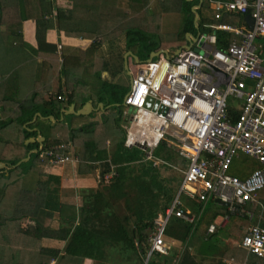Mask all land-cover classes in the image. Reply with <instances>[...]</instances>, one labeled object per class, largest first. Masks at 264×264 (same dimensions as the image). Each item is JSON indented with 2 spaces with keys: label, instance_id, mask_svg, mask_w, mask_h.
I'll use <instances>...</instances> for the list:
<instances>
[{
  "label": "trees",
  "instance_id": "16d2710c",
  "mask_svg": "<svg viewBox=\"0 0 264 264\" xmlns=\"http://www.w3.org/2000/svg\"><path fill=\"white\" fill-rule=\"evenodd\" d=\"M58 1L0 0V47L11 50L26 47L27 54L36 57L31 66L36 64L37 57H41L44 60L43 72L47 77L52 74L58 85L56 88L36 85L22 97L7 99L8 104L12 100L16 102L4 108L0 136H5L6 141L0 161L13 167L8 174L0 173V264H82L86 258L102 264L112 257L108 254L109 249L118 256L126 255L128 259L138 257L133 264H145L151 248L149 238L155 231V219L165 214L166 207L174 199L173 193L168 192L167 185L158 177V168L169 163L173 147L164 139L154 151L164 162L154 166L152 161L144 159L140 148L124 145L121 115L127 89L118 84L102 85L103 93L99 99L110 105L111 111L100 120H88V116L76 114L64 115L61 120L64 104L59 96L68 95V103L76 100L84 84L79 85L78 90L68 85L71 67H80L88 73L87 61L102 41L117 37V32L122 31L127 38V49L135 50L139 58L141 53L148 58L151 52L161 49L165 34L171 39L180 38L183 43L186 41L185 31L196 30V27L189 22L190 25L176 33L155 29L154 24L155 27L146 22L149 12L148 20L155 16L147 6L149 0H69L71 4L67 8L60 6ZM193 3L188 0H161L164 12L188 13ZM204 12L207 15L212 12V17L204 19L201 16V29L206 22L215 19V11L200 10L201 15H206ZM30 20L34 21L35 44H28L24 38V24ZM64 20L73 22L76 28L68 26L69 22L64 25ZM154 21L157 26L161 25L160 16L154 17ZM51 27L64 29L69 35L101 37V42L89 50L64 46V62L61 64L57 44L46 41L47 29ZM233 38L228 32H218V46L225 49ZM63 76L67 77L66 87L61 84ZM69 90H72L71 94L66 93ZM37 112L43 117L53 115L57 121L52 123L49 118L39 116L33 121ZM29 128L40 129L46 140L41 150L19 163L31 149L39 148L38 142L25 143L37 135V131ZM113 136H121L122 141L110 153L106 141ZM58 143H69L66 152H71V145L76 148L80 158L74 165L77 177L93 175L97 181V188L82 190L81 205H77L74 195L61 193L62 179L47 169L52 164L42 152ZM134 166L140 171L136 177L138 181L131 178ZM261 167L257 160L242 155L234 162L231 172L246 177ZM31 170L39 174L36 189H25L21 185L14 193L18 190L16 185ZM113 170L116 174L108 181L106 175ZM66 172L72 174L69 164ZM132 184L136 191H130ZM133 191L135 195H132ZM160 197L165 199L163 203H159ZM258 197L257 203L247 205L255 213L252 221L247 217L231 216L209 235L206 234L208 227L219 216L227 215V208L211 205L194 223L171 217L165 234L186 243L187 248L181 254H178L179 247L174 248L172 255L152 254L147 264H225L232 257V264H264L263 258L249 254L239 244L243 225L264 227V188ZM123 204L126 207L124 213L121 212ZM191 235L200 238L197 254L188 247ZM229 237H235L233 240L237 244L233 241L226 243ZM48 240L63 243V247L53 246L46 242ZM199 256H202L201 260Z\"/></svg>",
  "mask_w": 264,
  "mask_h": 264
},
{
  "label": "built area",
  "instance_id": "2783aa9c",
  "mask_svg": "<svg viewBox=\"0 0 264 264\" xmlns=\"http://www.w3.org/2000/svg\"><path fill=\"white\" fill-rule=\"evenodd\" d=\"M209 1L218 10L249 13L253 25L207 23L212 31L199 35V50L194 45L174 52L161 50L155 61L138 63L130 70L131 85L122 112L124 145L140 148L145 160L159 165L164 161L154 151L168 139L187 166L172 203L155 219L148 259L180 249L179 240L165 234L171 217L194 223L202 205L219 199L229 211L226 222L232 215L252 219L255 213L247 205L257 203L264 188V0ZM215 16L220 19L221 12ZM218 30L234 34L225 49L218 46ZM68 146L52 145L42 155L54 166L72 162ZM242 155L262 167L246 177L231 172ZM115 174L111 171L107 180ZM183 194L200 204L198 211L187 207ZM217 226L211 224L207 233L215 232ZM243 229L241 247L264 259V227L250 224Z\"/></svg>",
  "mask_w": 264,
  "mask_h": 264
},
{
  "label": "crops",
  "instance_id": "0c3cea01",
  "mask_svg": "<svg viewBox=\"0 0 264 264\" xmlns=\"http://www.w3.org/2000/svg\"><path fill=\"white\" fill-rule=\"evenodd\" d=\"M188 1L194 2L193 5L191 6V11L186 13L188 16V19L183 23V26L180 28V30L178 27H177L178 29L174 30L171 28L166 29L164 27L171 26L170 22L173 20L174 14L179 15L184 12H164L163 10L164 8H163V5L161 4V0H149L147 6L149 7L151 13L156 15V13L164 12L161 18L162 31L173 32V33L180 32L182 29H184L187 26V24L190 25L191 22L198 29V32H195L192 29L191 30L187 29L185 31L186 41L183 43L180 42V38L178 39L175 37L170 40H165V41L163 40L162 47L158 51L169 50L170 52H174V51H178V49H180L181 47H185L188 45L196 46L198 43L196 40L198 39L200 34L209 33L212 31L209 27L206 26L207 23H213V22L217 23L219 21L229 22L231 24L246 25L249 28L253 25V19L249 13H241V12H235V11L231 12L226 9L218 10L215 7L214 2H210L209 0H188ZM58 3L60 6H63V7H68L71 4L69 0H60L58 1ZM208 9L211 11H215V14H214L215 19L214 21L206 22L204 24V26L209 30L208 32H204L202 31L201 28H199V20L202 17L204 19H209L210 17H212V12H210V15H207L205 12L204 13L206 15H203V13L201 15L200 10H202L203 12L204 10L207 11ZM219 11L221 12V17L220 19H216L215 15ZM168 14L171 15V20L168 19ZM33 23L34 21L32 20L25 22L23 33H24V38L27 41H31V42L34 41L36 43L35 36H34L35 27ZM220 31H223V30H218V32ZM230 34H232V36L234 37L233 33H230ZM124 38L125 36L123 35L122 31L117 32V37L112 38V39H107L101 42V37H96V38L85 37L83 35H77V34L69 35V34H66L65 30L63 29L58 30L53 27L47 29L46 41L57 44L58 46L57 53H58V58L61 64L64 62V50H63L64 46H74L82 50H89L92 47V45L101 42L99 47L95 50L94 52L95 54L85 64V66L90 69L88 73H86L87 71L85 69L80 70V67L75 68L74 65H73L74 68L71 67L70 69L71 73L69 74V77H68V80H69L68 85H71L72 87L78 90L79 85L83 83L84 88L79 90L78 92L79 94H77L76 100L73 102L68 103L67 102L68 95H65V96L63 95L65 99L61 101H63V104H64V108H62V111L64 114L61 115L60 117L61 120L64 118V115H68V114L86 115L88 116L87 117L88 120L89 119L100 120L105 114L111 111V106L105 105V102L99 99L101 96V93H103L101 90L102 85L106 83L118 84L122 86L123 88L127 89V91L125 92L123 96V102H124V97L127 94L130 88V85H131L130 70L135 69L137 64L142 62L141 58H139L135 50H133L132 48L127 49L126 40ZM163 43H165L164 44L165 46H163ZM168 45H171V47H169ZM16 49H17V56L15 57L14 60L10 61V59L6 56H4V59H3V56L0 57V124L2 123L4 119L5 106L7 105L9 107L11 104H14L16 102L15 100H12V103L8 104L9 101L7 99H10V98L15 99V98L22 97L27 92H29L34 86L39 85V84L40 86L47 85V87H52V88L58 87V85L56 84L55 78L52 77V74H50L47 77V74L43 72L44 71V62H43L44 60L41 57H37L36 64L31 66V64L35 62L36 57L27 54L29 51L27 52L26 47L20 46ZM150 56L147 58L148 61L150 59ZM116 57H117L118 67L124 69L122 70V72H119V73L116 72V70L114 69ZM25 63L27 64L23 68V65ZM10 64L11 66H8ZM13 64L14 66H12ZM2 67H4L5 70H1ZM23 69L27 70L26 73L22 72ZM122 73H125V76H126L124 81H120V79L118 78V75ZM66 79L67 77L65 76L62 77L61 79L62 87L67 86L65 83ZM71 91L72 90H69L66 93L71 94ZM18 93H21V95L18 96ZM4 102H6V104ZM86 107L87 109H89L90 112L88 114H81V110L85 109ZM38 116L42 118H49L50 120H52V123H55L57 121V119L53 115L43 117L40 112L36 113L33 121L36 120ZM121 118L123 119L122 115H121ZM29 129L37 131V135L31 136L25 141V143L29 144L33 142H38L39 148H40L42 143L44 145L46 137L42 134L41 130L38 128H29ZM42 137L45 139H43ZM114 137L115 136L107 139L106 141L107 148L110 153L114 149L113 147V143L115 141ZM5 141H6V137L0 136V155L4 149ZM39 148L31 149L29 152V155L31 156L32 153H36L34 150L35 149L37 150ZM70 149H71L70 154L75 160L78 161L80 158L77 154L76 148L73 145H71ZM26 158H23L19 163H21L22 161H26L25 160ZM75 160L72 162L65 163L63 165H55V166L48 165L47 169H50L52 173L59 175L60 178L62 179L61 193L65 195L66 194L74 195L75 202L77 203V205H81L82 203L81 195L83 194L82 190L83 189H95L97 188L98 184H97L96 179L93 177V175H87L83 177H77L75 175V171H74L75 169L74 165L76 163ZM68 164L72 168V174H68L66 172ZM154 166H158V165H154ZM12 167L13 166L11 164L0 161V173L6 172L8 174V170H10ZM38 177H39V174L36 171H33V170L28 171V173L24 175L23 180L20 181V183L16 185V188L18 189L21 187V185H23V188L25 189L35 190L37 187ZM182 179H181V182H182ZM18 191L19 189L14 191V193ZM213 206L227 208L226 206L221 205L218 202H214ZM187 207L190 208L188 204H187ZM232 216L240 217L238 215H232ZM224 217L219 216L215 222L219 224L221 220H224ZM242 218H245V217H242ZM247 218L250 221L253 220V218L252 219H250L249 217ZM46 242H50V244L53 246L63 247V243H60L58 241L48 240ZM108 254L112 255L111 249L108 250ZM116 254L118 255V253ZM82 264H99V262L93 259L86 258Z\"/></svg>",
  "mask_w": 264,
  "mask_h": 264
},
{
  "label": "rangeland",
  "instance_id": "374dc122",
  "mask_svg": "<svg viewBox=\"0 0 264 264\" xmlns=\"http://www.w3.org/2000/svg\"><path fill=\"white\" fill-rule=\"evenodd\" d=\"M163 13L162 12L156 13L155 16H151L149 18V20H148L147 16L150 14V12H149V14L146 16V22L151 23V25L154 24L156 26L155 27L153 25L155 27V29H158L159 28L160 31H161V25L160 26H157L156 25V21H154V17L160 16L162 18ZM150 19L153 20V22H151ZM168 19L171 20V15L170 14H168ZM187 19H188V16H187L186 13H181L179 15L178 14H176V15L174 14L173 15V20L170 22L171 26L164 27V28H166V29L167 28H171V29H174V30H176V29L179 28V30H180V28L183 26V23ZM66 22H69L68 26H72L73 28H76V25L73 22L66 21V20L62 21V23L64 25H65ZM107 30H109V29H107ZM192 30L195 31V32H198V29L197 28H196V30L195 29H192ZM202 31L208 32L209 30L207 28H205V27H202ZM161 34H163V33L161 32ZM162 37L164 38V39L162 38V40H164V41L171 39V37L170 36H167L166 34L164 36H162ZM124 39L127 41V38L126 37ZM156 40H160V38H158V39L156 38ZM34 43H35L34 41L33 42L28 41V44H34ZM164 44L165 43H163V46H165ZM168 46L171 47V45H168ZM0 55L3 56V59H4V56H6V57H8L10 59V61H12L17 56V49L15 48V49H12L11 50L9 48H4V46H2V47H0ZM140 56H141V58H142L141 60H142V62L144 64H149V63L152 62V61H148L147 57L144 54L141 53ZM153 59L155 61L156 60V56H153ZM8 66H11V64L8 65ZM12 66H14V64ZM114 69L118 73L119 72H122V70H124V69L118 67L117 57L115 59ZM1 70H5L4 67H2ZM82 76H84V75H82ZM118 78L120 79V81H124L125 78H126L125 73L119 74L118 75ZM114 139H115V141L113 143V147L115 148L122 141V137L121 136H117V137L115 136ZM166 140H168V139H166ZM136 148H138V147H136ZM185 162H186L185 159L182 156H180L179 153L177 152L176 147H173L172 157H171L169 163L168 164L166 163L167 165H162V166H159L161 163L158 165L159 166V168H158V170H159L158 177H159V179H161L162 181H164V183L167 185V187L169 189L168 192L169 193L172 192L173 195H174V197L177 194V191L179 190L178 188H179V185H180V181L184 177V172L182 171V169H185L187 167ZM133 172H134L133 173V176L131 177L132 178V181H138L136 179V177L138 176V174L140 173V171H138V167L137 166H134ZM146 180H150V177H146ZM133 189L136 191V186L134 184H132V186L130 188V191H132ZM132 195H135V192L134 191L132 192ZM182 198L185 201V203L188 204V206L190 207V209L192 208L191 210H194V211L195 210H197V211L199 210V204L198 203H196L195 201H192V200L186 198L184 194H183ZM164 200L165 199L161 198L159 200V203H163ZM213 203L214 202L209 201L206 204L202 205V207H201V209H202L201 215L203 214V211H207L210 208V206L213 205ZM121 212H123V213L126 212V207H125L124 204L121 206ZM225 223H226L225 220H221L219 224L221 226H223ZM221 226L218 225L217 228H219ZM243 226L241 227L242 230H244L243 229ZM206 234L209 235V233H207V231H206ZM192 235L190 236V239H191ZM234 238L235 237H233V238H230V237L227 238L226 243H228L229 241H233L234 242V240H233ZM234 243H236V242H234ZM179 245H180V251H179L180 253H178V254H181L187 248V244L179 240ZM199 245H200V238L199 237H192V239L189 242L188 247H189V249H190V251L192 253H196L197 254V252H198L197 250H198ZM174 250L169 255L174 254ZM137 258L138 257L133 256L132 259H128L126 255L118 256L116 254V252H112V257H110L108 259V261H105L103 263L104 264H133L134 260H137ZM199 259L201 260L202 259V256H199ZM127 260H129V261H127ZM206 261H208V260H206Z\"/></svg>",
  "mask_w": 264,
  "mask_h": 264
},
{
  "label": "water",
  "instance_id": "95a60500",
  "mask_svg": "<svg viewBox=\"0 0 264 264\" xmlns=\"http://www.w3.org/2000/svg\"><path fill=\"white\" fill-rule=\"evenodd\" d=\"M191 45H188V46H185V47H190ZM195 49H198L199 50V48L196 46L195 47ZM159 52L160 51H156V52H152L151 53V56H150V61L152 60V58H153V56H158L159 55ZM90 111H89V109H87V107L85 108V109H83V110H81V114H88ZM43 138V137H42ZM43 139H45V138H43ZM43 148V143L41 144V146H40V148L39 149H35L34 151L35 152H38L39 150H41ZM30 158V155L25 159V160H28ZM217 202H219V199H217ZM147 262H148V258L146 259V261H145V264H147Z\"/></svg>",
  "mask_w": 264,
  "mask_h": 264
},
{
  "label": "clouds",
  "instance_id": "9594fccd",
  "mask_svg": "<svg viewBox=\"0 0 264 264\" xmlns=\"http://www.w3.org/2000/svg\"><path fill=\"white\" fill-rule=\"evenodd\" d=\"M153 52H156V51H153ZM124 139H125V138H124ZM214 223H216V222H214ZM212 224H213V223H212ZM216 224H217V223H216ZM218 225H219V224H218ZM208 228H209V227H208ZM207 230H208V229H207ZM216 231H217V230H216ZM216 231H215V232H216ZM212 233H214V232H212ZM209 234H210V233H209Z\"/></svg>",
  "mask_w": 264,
  "mask_h": 264
}]
</instances>
